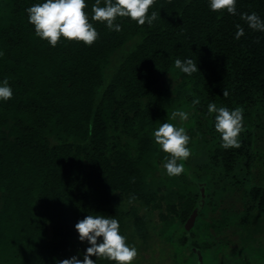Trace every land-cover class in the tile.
Instances as JSON below:
<instances>
[{"label":"trees","instance_id":"16d2710c","mask_svg":"<svg viewBox=\"0 0 264 264\" xmlns=\"http://www.w3.org/2000/svg\"><path fill=\"white\" fill-rule=\"evenodd\" d=\"M43 2L0 0V84L7 79L14 93L0 100V264L83 260L90 245L79 240L75 225L87 215L117 219L128 245L149 238L151 223L162 233L176 220L183 223L201 199L195 185L202 178L183 173L171 178L181 180L180 189L167 186L158 172L170 154L153 136L162 123L182 127L171 119L177 110L189 114L183 127L191 137L190 157L198 154L191 156L194 148L213 142L202 165L233 177V192L241 195V212L226 221L209 216L210 227L217 232L232 223L244 240L251 231L260 234L264 183L247 176L254 161L264 163L258 150L264 138V32L252 30L240 14L255 12L264 20V0H237L236 15L213 12L210 0H156L150 11L159 15L151 26L123 18L116 32L93 22L99 39L90 47L63 36L52 47L37 37L25 10ZM94 3L85 0L89 16ZM238 24L244 35L237 40ZM189 58L199 69L191 76L174 64ZM209 103L243 108L240 148L221 147ZM203 183L205 207L215 192ZM198 242L190 240L185 258L195 260L198 250L204 264L201 252L209 243Z\"/></svg>","mask_w":264,"mask_h":264},{"label":"clouds","instance_id":"9594fccd","mask_svg":"<svg viewBox=\"0 0 264 264\" xmlns=\"http://www.w3.org/2000/svg\"><path fill=\"white\" fill-rule=\"evenodd\" d=\"M95 0L91 15L86 11L85 0H45L28 7V22L34 26L35 35L52 46L56 47L61 36L67 41H83L85 46H92L99 39V33L93 22L106 24L110 31L119 32L121 25L117 23L123 18H130L139 26L146 23L151 26L158 18L159 13L150 11L156 6V0ZM171 2V0H169ZM237 0H210V9L213 12L223 10L231 15L237 14ZM241 19L254 31L264 32V20L255 12L242 13ZM235 39L244 35V29L238 24ZM175 68L191 76L199 71L197 63L192 59H176ZM228 92L223 91V96ZM14 96L7 79L0 84V100L7 102ZM199 98L193 104H199ZM208 114L215 113V129L221 136V147L224 149L240 148L239 136L245 131L243 108L229 110L227 107H217L215 103L207 106ZM179 117L181 122L187 121L189 114L183 110L172 112L171 119ZM155 143L166 154V163L163 167L167 175L179 177L185 172V165L181 161L190 158L191 149L186 147L191 141L184 127H177L171 123H162L153 133ZM81 242H87L83 260L77 256L58 261V264H96L97 260H110L119 264H132L139 255L135 246L128 245L127 237L121 235L119 221L110 216L101 214L87 215L75 225ZM102 238V242H101ZM95 256L96 260L91 259Z\"/></svg>","mask_w":264,"mask_h":264},{"label":"rangeland","instance_id":"374dc122","mask_svg":"<svg viewBox=\"0 0 264 264\" xmlns=\"http://www.w3.org/2000/svg\"><path fill=\"white\" fill-rule=\"evenodd\" d=\"M119 51L123 53L125 49ZM115 63L116 61L112 64L115 65ZM112 64L109 69H111ZM176 119L182 127L187 123V121L181 122L179 117ZM258 141V150L264 153V138H260ZM213 145V142H211L194 148L191 156L195 155V152L198 154L187 159L188 166L184 172L191 174L197 181L202 178V181L195 185V190L199 192L201 199L199 198L194 208L192 207V211L183 223L178 220L174 221L172 225L166 228L167 230L164 233L161 231V225L159 227L158 224L151 223L149 238L145 241L137 239L134 243L131 242V245L135 246L139 253L132 264H194L196 259L194 260L192 257L185 258L190 240L199 241V245H202L203 240L209 243L208 249L202 248L201 252L204 264H264V221L262 220L264 216L262 214L258 215L259 220H261L259 225L262 231L260 234L251 231L253 236L249 240H244L243 234L245 233H241L240 230L238 232V229L233 230L234 225L232 223L227 228V223H225L217 232L210 227V220L214 222L216 217L220 219L222 216L225 221L228 220L227 218L233 219L236 213L241 212L242 209L240 202L237 200L241 199V195L239 197V194H234V188L231 186L233 177L229 175L219 177L217 170H211L209 167L202 165L205 159V150ZM158 173L161 175L160 179L167 186L180 189V179L174 181L171 178L168 179L165 169ZM247 179L250 183H264V163L262 161L256 160L253 162ZM204 181L209 183L208 185L211 183L215 192L214 197H211L212 200L205 207L203 205V193L200 190L204 187ZM223 210L225 211L223 212ZM209 216L211 217L210 220ZM164 222V220H161L159 223ZM184 232L190 234H187L185 241L179 242L178 238ZM156 246L160 247L157 252L158 247ZM161 247H164L166 251Z\"/></svg>","mask_w":264,"mask_h":264},{"label":"water","instance_id":"95a60500","mask_svg":"<svg viewBox=\"0 0 264 264\" xmlns=\"http://www.w3.org/2000/svg\"><path fill=\"white\" fill-rule=\"evenodd\" d=\"M195 252H196V255H197V257H196V263H195V264H202V262H201V257H200V255H199L198 250H196Z\"/></svg>","mask_w":264,"mask_h":264}]
</instances>
